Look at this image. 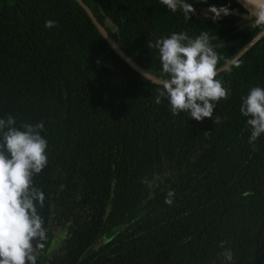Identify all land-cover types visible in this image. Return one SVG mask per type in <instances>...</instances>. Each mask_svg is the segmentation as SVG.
I'll list each match as a JSON object with an SVG mask.
<instances>
[{
  "label": "trees",
  "instance_id": "16d2710c",
  "mask_svg": "<svg viewBox=\"0 0 264 264\" xmlns=\"http://www.w3.org/2000/svg\"><path fill=\"white\" fill-rule=\"evenodd\" d=\"M81 2L157 80L148 45L161 37L207 31L220 68L262 29L233 0H188L190 19L159 0ZM213 5L230 14L213 22ZM235 60L218 71L229 96L212 118L173 116L166 98L155 102L159 83L76 0H0V118L43 123L48 141L33 178L49 237L37 264H227L223 248L231 264H264V134L254 149L239 111L264 88V35Z\"/></svg>",
  "mask_w": 264,
  "mask_h": 264
},
{
  "label": "clouds",
  "instance_id": "9594fccd",
  "mask_svg": "<svg viewBox=\"0 0 264 264\" xmlns=\"http://www.w3.org/2000/svg\"><path fill=\"white\" fill-rule=\"evenodd\" d=\"M172 13L182 12L190 19L194 8L188 0H159ZM247 18L252 25L264 29V0H245ZM213 22L221 15L228 16L227 6H209ZM56 22L47 20L46 28L55 27ZM207 31L195 37L187 32H173L161 37L148 47L159 53L162 75L158 83L156 104L166 98L173 116L186 113L198 122L212 118L216 103L227 99L229 91L216 79L221 57L210 43ZM228 63L240 67L239 60ZM166 76V78H165ZM239 111L247 117L250 136L248 143L255 149V141L264 134V88L255 86L241 97ZM221 123L217 116L214 124ZM43 123H24L16 127L12 115L0 118V264H37L38 254L48 241V230L39 209L44 207L45 194L33 185L34 176L40 174L48 164V141L41 135ZM245 191L242 195H252ZM175 193L169 190L165 203H174ZM223 248V242L221 244ZM220 255L231 264L230 249L223 248Z\"/></svg>",
  "mask_w": 264,
  "mask_h": 264
},
{
  "label": "water",
  "instance_id": "95a60500",
  "mask_svg": "<svg viewBox=\"0 0 264 264\" xmlns=\"http://www.w3.org/2000/svg\"><path fill=\"white\" fill-rule=\"evenodd\" d=\"M81 6L82 8L85 10V12L87 13V15L89 16V18L91 19L92 23L95 25V27L97 28V30L99 31V33L105 38V40L108 42V44L111 46V48L125 61L127 62L130 66H132L134 69H136L139 73H141L142 75H144L145 77H147L148 79H150L153 82L158 83L159 80L149 76L148 74H146L145 72H143L142 70H140L139 68H137L134 64H132L119 50L118 48L114 45V43L110 40V38L108 37V35L106 34L105 30L102 28V26L95 20L94 16L92 15V13L90 12V10L88 9V7H86L81 0H76ZM235 1L238 5H240L246 12V8H245V0H233ZM262 35H264V29H261L250 41H248L246 43V45H244V47H242V49L230 60L233 59H237L244 51H246L255 41H257ZM229 60V61H230ZM231 63H226L224 64L222 67L218 68V70H222L225 69L226 67H228Z\"/></svg>",
  "mask_w": 264,
  "mask_h": 264
}]
</instances>
